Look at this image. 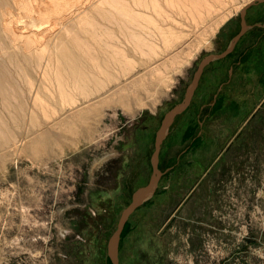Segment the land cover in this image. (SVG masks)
<instances>
[{"label":"rangeland","instance_id":"1","mask_svg":"<svg viewBox=\"0 0 264 264\" xmlns=\"http://www.w3.org/2000/svg\"><path fill=\"white\" fill-rule=\"evenodd\" d=\"M249 1L219 3L211 18L209 13L200 19L203 23L197 19L198 25L189 13L182 12L180 18L170 13L164 23L155 16L164 27L159 30L153 24L155 35L152 28L143 31L160 45L152 56L144 57L115 27L118 46L129 48L128 60L138 62L124 65L126 69L123 60L107 62L106 48L86 33L100 50L95 54L103 65V74L87 81L90 96L77 89L72 94L69 84L71 93L65 96L53 78L51 95L50 89H42L48 80L35 72L28 76L49 104L46 110L34 108L37 113L28 108L33 105L28 76L18 74L23 77H16L20 90L29 93L26 111L16 113L17 118L0 112L4 126L14 131L13 140L0 145V264H112L109 238L134 191L151 177L155 136L163 118L184 98L201 59L224 51L239 32L240 11ZM170 16L182 20L181 26L172 24L176 20ZM94 18L106 21L97 13ZM246 21L248 27L232 52L204 68L190 104L164 137L159 160L163 174L153 194L127 220L118 244L119 264H264V1L247 9ZM201 32L208 36L205 41ZM166 36H173L174 44L164 43ZM72 46L69 43L68 49L75 63L88 69L81 51ZM188 50L189 56H182ZM61 54L52 68L66 74L68 60ZM170 54L179 55L174 64H183L170 63L168 71L157 62L170 61ZM180 55L187 57L185 62ZM127 79L138 81L127 86ZM39 109L46 113L39 115ZM40 134L48 138L38 154L34 147Z\"/></svg>","mask_w":264,"mask_h":264},{"label":"bare ground","instance_id":"2","mask_svg":"<svg viewBox=\"0 0 264 264\" xmlns=\"http://www.w3.org/2000/svg\"><path fill=\"white\" fill-rule=\"evenodd\" d=\"M225 1H223V0H0V99L2 100V102L0 101L1 102L0 112H4V111H6V113L9 112V114L11 113V114H13V116H16L15 118H17L16 113L21 114L22 112L26 111L27 107H26V104L24 102V98H26L28 96L29 93H27V92H31L32 94H30V95L33 97V101H32L33 105L32 106L28 105V108H30V110H32V111L34 108H36V111H37V107H39V108L41 107L40 109H42V108L44 109L48 102H45V101H47L46 99L43 100L44 96L41 95V93H42L41 90L42 89L45 90V88L50 89L51 95L52 94L55 95L53 93L52 88H55L56 85L55 84H54L55 86L53 85L52 78L54 79L53 81L57 82V83L56 82H54V83L57 84L58 89H59L58 90L59 93L61 92L65 96H66V93L68 91L70 94L72 91L76 92V89L78 91H80L81 93H83L84 95L90 96V93L92 91L91 90L89 91V88L86 87V85H88L87 81H89L93 78L97 79V75L103 74V72L101 73V71L103 69V68H101V66H103V65L100 64L101 62H98L100 60H97L98 59L96 57L97 52L95 51V50H97L96 49L97 47H95L96 45L94 46L93 43H91V41L89 42V38L90 39L93 38V40L98 42L100 46L102 45L103 48H106L107 51L106 52L104 51V54H105L104 57H107V62H109L110 59L111 60L115 59L117 62H118V60H123L122 66L126 65V67H127L130 63L132 64L136 59L135 60L134 59L128 60V57L130 58V55L128 56V54H126L125 49L127 47L125 46L126 47L125 48V47L118 46L119 44L117 42L120 43V38H119L120 36L117 34V32H118L117 30H119L120 33L124 34V36L126 34L127 40L126 39L125 40L126 41L130 40L128 42L129 43L131 42L135 49H137V50L140 49L141 51H144L143 56L145 57V55L147 56V54L149 55V54L155 53V52H157L158 49H160L158 47L159 43H157L158 45L156 46V42H153L154 39H152V38H154L152 33H154V31H155L153 28L155 26H159L158 29L160 30L162 27H164L163 25H162V27H160L161 24H159L160 21L158 22V20L156 19L157 17H160L161 20L162 19L165 20L167 17H169L170 13H174V14L179 13L178 15L175 14L178 17L180 16V14L182 12L185 14L189 13V16L191 15L190 18L191 19L193 18L195 20L194 24H196L197 19H199V20L203 19L209 13H210V18H211V15H212L211 12L214 9L215 5H217L219 3L221 5L222 4L224 5L223 2H225ZM226 5L227 4H225V6ZM215 8H217V7H215ZM217 9H214V10H217ZM238 9H240V8H238ZM217 12H215V13H217ZM230 12H231V10H230ZM94 13L95 14L97 13L98 15H100V17L103 18L102 19L103 21H104V19L106 21H104V22L98 21L101 19L97 18L98 19L97 20L96 18H94L95 17ZM223 14L221 12L220 15L222 16ZM225 14H227V13H225ZM155 16H157V17L155 18ZM221 16H219L220 19L222 18ZM225 16H228V14ZM225 16H223V18H222L223 20L221 19L222 20L221 22H223L225 20L224 19ZM175 17H173V18L171 17L173 20H176V21H173L172 24L174 22L175 23L177 22L176 23L177 26H178V23H180V26H181L180 21H182V20H180L178 22L177 19H174ZM182 17H183V15H182ZM185 18L187 21L186 24H188L189 17L186 16ZM170 19H167V20L169 21ZM191 19H190V21H191ZM205 19H206V17H205ZM205 19H203V20H205ZM194 20H193V22H194ZM168 21H167V23H168ZM183 22H185V19ZM199 22L197 20L196 25H198ZM210 22H212V21H210ZM163 23H164V21H163ZM216 23H217V21H215V24ZM153 24L155 26H153V28H152ZM186 24H184V25H186ZM217 24L219 25V22ZM167 25H169V27L171 26L170 24H167ZM115 27L117 30L115 29ZM211 27H212V25L210 26V28ZM77 28H79V31L77 30ZM151 28L153 31L151 30ZM176 28L177 27H175L173 30H175ZM181 28L182 27H180V29ZM213 28H215V25H214V27H212V31L216 30ZM145 29H149L150 32L152 31V33H151L152 35L150 34V36H152V38H150V36L148 34L150 32H148V33L146 31L143 32ZM179 31H180L179 32V34H180L181 30H179ZM84 33H85V35H84ZM86 33H89L92 36V38L89 37L90 35L87 38ZM145 33H147L148 36H146ZM156 33H154V35ZM161 33H163V32H161ZM203 33H202V37L200 34L199 35L202 39H203V37L205 39V36H207V35L204 34V36H203ZM205 33H206V31H205ZM122 34H120V35H122ZM171 34L173 35L172 32L170 33V35ZM117 35L119 36L118 41H117ZM157 36L158 35H156V37ZM172 37L166 36L164 38V43L166 42V44L169 43L170 45H172V43L174 41V38H172ZM200 37H198V38H200ZM121 39H122V37H121ZM158 39H160V38H158ZM158 39H156V40L158 41ZM178 39H181V38L178 37ZM125 40H123V41H125ZM160 40H162V39H160ZM69 43L71 45H73L74 47H76L77 50L81 51L80 56L85 61H87V64L88 63L90 64V66L88 64V66H89L88 69H87V67H83L84 65L80 66V65H77L75 63L77 61L76 60L77 58L74 54H71V52H69V49H70V48L68 49ZM153 43H155L154 44L155 46H153ZM193 43L195 44V42H193ZM63 44L67 47L63 46ZM126 45H127V43H126ZM123 46H124V44H123ZM163 46H165V45H163ZM181 46H183V45H181ZM190 47H191V45H190ZM103 48H101V50ZM109 48H110V50H109ZM156 48H157V50H156ZM179 48L182 49L181 47H179ZM128 49L129 48H127V50ZM161 50H159V51H161ZM165 50H166V48H165ZM97 51L100 52V50H97ZM176 51H177V49H176ZM190 51H192V50H190ZM190 51L188 50L182 56L185 57L187 55V57H188ZM58 52H61L62 53L61 55L63 56V58L68 60V61H66L67 62L66 64L68 65V67L67 66L66 67L68 69H67V73H66V71L64 72L66 74H62V72L59 71L60 67L57 66L58 68H56L54 66L55 71L57 69V72H54L55 74L53 75L52 71H54V68H52L53 67L52 64L55 60V56L57 59H59L58 58L59 57ZM95 52H96V54H95ZM134 52H136V51L134 50ZM175 52H174V54H176ZM180 52H182V51H180ZM142 53L143 52H141L140 54H142ZM156 54L158 55L159 53H156ZM137 55H139V54H137ZM152 55H149V56H152ZM177 55L172 54L171 56H169L170 61H167V62L165 61V62L160 63V60H161L160 59L159 62H157V63L160 66L163 65L169 71L170 69H168L169 68L168 65L170 63L173 65L174 62L176 60H178ZM77 56H79V55H77ZM131 56H132V54H131ZM153 57H151V58H153ZM180 57H181V55H180ZM181 58L183 59L182 61H184L186 59V58L184 59L183 57H181ZM83 59H80V60L83 61ZM102 60H103V58H102ZM137 60H140V59H137ZM104 61H106V60L104 59ZM129 61H131V62H129ZM112 62L113 61H111V63ZM136 63H138V62H136ZM136 63L134 62L135 65H136ZM179 63H180V65H181V63L183 64V62H181V61ZM179 63L176 62L173 66H175L176 64H179ZM120 64H121V62H120ZM152 64L154 65V63H152ZM152 64H151V66H152ZM108 65H110V64H108ZM108 65H106V66L109 67ZM114 65H116L115 62H113V66H112L113 68H115ZM119 65H118V67H119ZM133 65H132V67H133ZM159 65H156V66H158V68H156L157 70L156 69L155 70L158 72H161L162 69L159 67ZM63 66H64V64H63ZM116 67H117V65H116ZM124 69H126L125 66H124ZM127 69H128V71H130L129 68H127ZM147 69H150V68H147ZM152 69H154V68L152 67L150 70L152 71ZM105 70H108V69H104V71ZM116 70H118V68ZM150 70H148V71H150ZM168 71H167V73H169ZM35 72L39 74L38 76L43 75V79H45L46 81L48 80V85L43 83L41 90L38 88L37 85L34 84L33 80L29 78V76H32L33 73H35ZM108 72L106 74L109 75ZM122 72L123 71L121 70V73ZM21 73H22V75L23 74L25 75L24 77H27L29 75L27 77L28 82L26 81V78H24V80L27 82V86H28L26 88L29 89V91H27V92H26L27 89H24L25 92L27 93V96H25L24 92H22L20 90V88L22 86L19 88L20 84H22V83L18 84V81H20V80H17L18 78L16 79V77L21 78V76H22ZM152 73L154 74V71ZM165 73H164V75H167V76L169 75V74H167V73L165 74ZM18 74H20L21 76H19ZM50 74H52L53 76L51 75V77H50ZM16 75H18V76H16ZM128 75H126V76H128ZM162 75H163V73H162ZM102 76H105V73ZM117 76L118 75L115 74V78H117ZM160 76L161 75H158V77H160ZM167 76L165 78H167ZM98 77H100V76H98ZM153 78H154V76H153ZM102 79H100V80L103 81L104 79L103 80ZM118 79L119 78H117V80ZM144 79H145V77H144ZM22 80H21V82H22ZM105 80H106V78H105ZM117 80H116V82H117ZM162 80H164V78H162ZM94 81L96 82L97 80H94ZM134 81H132V82L134 83ZM136 81H138V80H136ZM109 82L110 81L108 80V83ZM128 82H129V80L127 82H125V84ZM132 82H129L128 85L130 83L132 84ZM142 82H143V78H142ZM51 83H52V86H54V87H52V86L50 87ZM138 83L139 82H137V84ZM152 83H153V81H152ZM24 84H25V82H24ZM68 84L71 86V88H70L71 92L68 88L69 87ZM112 84H113V82H112ZM116 85L119 86L118 83ZM104 86H106V85H104ZM139 86H140V84H139ZM23 88H25V87H23ZM120 88H123V87H120ZM132 88H133V86H132ZM125 89L124 90L127 91L126 87H125ZM101 90H103V87ZM115 90L117 91V89H115ZM124 90H122V91H124ZM47 91H48V93H50L49 90H47ZM118 91H120L119 88H118ZM54 92H56V91L54 90ZM94 92L96 94L97 90ZM114 92L115 91H113V94H114ZM81 93H80V95H81ZM135 93L137 94L138 92H135ZM72 94H73V92H72ZM115 94H116V92H115ZM118 94H120V93H118ZM71 95H70V98H72ZM80 95L79 96L76 95V96L80 97ZM132 95H133V92H132ZM56 96H58V95H56ZM62 97H63V95H62ZM81 97H82V95H81ZM125 97H127V96H125ZM60 98H61V96H60ZM28 99H30V98H28ZM72 100L75 104L74 98ZM27 101L28 100H26V102ZM122 101H124V100H122ZM47 105H49V104H47ZM50 106H51V104H50ZM51 108H52L51 110L54 109L53 107H51ZM48 109H50V108H48ZM45 110H46V108H45ZM45 110L43 111L44 113H46ZM34 111H35V109H34ZM35 112H34V114H35ZM43 112L41 113V110H40L39 115H40V113L44 114ZM52 112L53 111H51V113ZM25 114L30 116L28 113H25ZM0 115H2V114L0 113ZM31 115H32V113H31ZM35 116H36V114H35ZM11 117H12V115H11ZM21 117L23 118V116H21ZM15 118H13V119H15ZM1 119H2V117L0 116V145H5V144L9 143L11 140H13L14 131H13V128H11L10 125H8V124H6L4 126L5 123L3 124V120H1ZM10 119H12V118H10ZM13 119L11 121H13ZM31 119L32 118H30V120ZM14 122H16V119L14 120ZM16 124H17V122H16ZM6 126H8V127H6ZM13 126L15 127L16 125H14V123H13ZM17 128H18V125H17ZM44 132H45V130H44ZM15 133H17V132H15ZM51 134L53 135V132ZM46 136H47L46 134H44V135L42 134L41 136L36 137L35 145L36 144L37 145L34 147L36 153H38V149L40 150L41 147L43 146V145H40V143H43L47 140L48 137H46ZM14 141H18V140L15 139ZM42 150H40V151H42Z\"/></svg>","mask_w":264,"mask_h":264},{"label":"water","instance_id":"3","mask_svg":"<svg viewBox=\"0 0 264 264\" xmlns=\"http://www.w3.org/2000/svg\"><path fill=\"white\" fill-rule=\"evenodd\" d=\"M264 0H251L249 1L240 11L241 14V28L237 34L233 37L227 48L219 53H210L205 55L201 61L199 62L197 69L195 71L194 77L189 85V87L186 90L185 96L177 103L175 106L172 107V109L166 114V116L163 118L160 127L157 130L156 136H155V148L154 153L152 157V174L149 179V181L140 187H138L133 195L132 200L128 204V206L123 210L121 213V216L119 218L118 224L114 232L109 238L108 241V256L112 262V264H119L118 259V244L121 239L123 230L125 228V225L127 223V220L131 213L139 206L141 205L145 200H147L155 191V189L158 186L159 179L163 172L161 171L159 167V160H160V151H161V145L164 137L169 131L170 126L174 122L176 116L183 112L187 106L190 104L192 97L195 93V90L198 87V84L200 82V78L202 76V73L204 71V68L214 59H220L225 56H227L232 50L234 49L237 41L241 38V36L246 31L248 25L246 21V11L247 9L256 4L257 2H262Z\"/></svg>","mask_w":264,"mask_h":264},{"label":"flooded vegetation","instance_id":"4","mask_svg":"<svg viewBox=\"0 0 264 264\" xmlns=\"http://www.w3.org/2000/svg\"><path fill=\"white\" fill-rule=\"evenodd\" d=\"M237 34V33H236Z\"/></svg>","mask_w":264,"mask_h":264}]
</instances>
